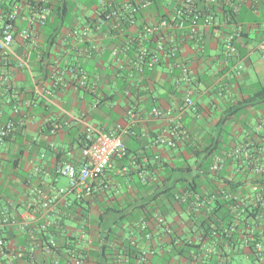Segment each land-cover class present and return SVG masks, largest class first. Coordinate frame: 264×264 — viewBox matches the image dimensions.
<instances>
[{
	"label": "crops",
	"instance_id": "1",
	"mask_svg": "<svg viewBox=\"0 0 264 264\" xmlns=\"http://www.w3.org/2000/svg\"><path fill=\"white\" fill-rule=\"evenodd\" d=\"M0 1L8 9L21 2ZM87 1L74 0V24L90 21L102 0ZM174 1L162 0L160 8L143 10L137 24L159 18L158 12L170 10ZM242 7L237 24L216 15L215 25H200L202 43L177 35V59L189 67L195 108L182 114L186 135L174 147L154 142L158 135H169V124L166 117L155 120L150 113L157 106L176 114L183 91L172 86L178 75L172 60L164 58L145 71L138 86L135 67L114 72L109 55L113 43L102 35H93L98 50L91 57L79 54L70 38L61 40V36L67 37L68 28H63L51 47L43 28L35 46L15 37L13 48L28 56L38 83H49L47 65L57 59L63 66L79 65L89 79L98 76L99 88L93 93L78 87L68 75L64 85L48 95L39 94L26 69L18 67L14 57L0 53V63L9 64L8 71H0V122L12 120L14 124L11 135L0 142V206L36 210L40 221L57 231L63 263L67 246L73 244L85 250L84 264H95L92 253L107 229L116 227L124 244L146 253L144 264H256L247 238L257 231L264 241V202H256L254 189L260 185L258 176L243 156L226 158L215 173L201 174L216 156H224L245 141L253 144L250 155L264 164V97H254L264 92V59L256 49L263 36L264 2ZM235 28L241 29L238 55L226 57L221 40ZM76 44L77 48L83 46ZM119 78L128 80L130 87L121 94ZM129 109L135 117L127 113ZM120 128H126L122 138L127 153L111 159L101 179L93 182L94 191L80 198L66 192L44 210L37 193L52 194L68 184L57 173L58 165L69 161L78 166L86 136ZM195 180L198 193L192 187ZM183 183H189L191 189H184ZM227 193L230 197H225ZM225 199L232 200L224 203ZM246 208L262 214L261 218L249 217L244 222L241 219L249 211L241 212ZM141 223L146 224L149 239L135 228ZM208 224L210 234L203 229ZM110 245L122 248L117 238ZM108 264L142 262L129 261L120 250Z\"/></svg>",
	"mask_w": 264,
	"mask_h": 264
},
{
	"label": "built area",
	"instance_id": "2",
	"mask_svg": "<svg viewBox=\"0 0 264 264\" xmlns=\"http://www.w3.org/2000/svg\"><path fill=\"white\" fill-rule=\"evenodd\" d=\"M14 3L11 9L3 10L0 1V53L12 56L16 59L18 67L26 69L33 81L35 90L39 94L48 95L53 88L66 83L68 75L72 76L75 85L86 88L93 93L98 90L99 77L95 75L89 79L87 73L77 64L61 65L57 59H53L47 65L46 86L35 79L30 68L28 56L19 55L13 48L15 37L22 44L36 45L37 36L51 12L53 0H20ZM153 0H102L93 18L84 23H73L66 31V36L61 40L67 41L79 54L91 57L97 53V45L94 40L95 34L102 35L112 41L109 55L113 62V70L121 73L128 66L135 67L138 76L134 82L140 86L145 71L153 69L162 59L173 61L178 75L172 86L182 89V98L176 107V114L170 111H162L157 106L150 110L152 118L160 120L166 117L169 124V135H158L154 142L169 147L176 145L177 139L186 135V130L181 122L182 114L189 109L195 108V87L188 65L177 59V30H184L181 36L190 38L196 43H202V26L215 25L218 18L206 13L210 4H219L224 1L232 12L237 13L242 4L254 6L261 0H175L172 8L166 15L153 21L144 22L140 25L137 20L141 12L151 5ZM202 5V6H200ZM241 29L235 28L227 32L221 40L222 52L226 57L238 55V38ZM83 46L77 48V44ZM260 58L264 59V26L263 36L256 45ZM8 64V63H5ZM241 67V64H238ZM127 113L135 117L134 111L129 109ZM13 121L0 122V142L6 140L13 131ZM126 128L119 130H107L98 132L96 135L86 136V141L81 147V161L78 166L69 161L61 162L56 171L59 175L67 178L66 187L58 188L52 194L38 192L39 204L44 210L52 207L66 192H74L80 198L90 195L94 191L93 182L100 180L113 157H123L126 147L122 138ZM264 140V135H263ZM253 144L249 141L236 145L224 156H216L210 170H219L225 159L243 156L254 174L259 177L264 173V164H259L250 155ZM256 202H264V189L261 185L254 186ZM230 197V194H224ZM245 209H242L244 211ZM261 215L258 218H261ZM36 210L24 208L18 210L12 204L0 206V264H84L85 253L82 251L69 250L65 263L60 260L61 249L56 241L54 233H46L49 224L40 221ZM162 220V219H159ZM146 224L141 223V228ZM43 230V236L40 235ZM44 237V238H42ZM144 237H151L145 231ZM253 246L256 256L263 261V247L260 241H254ZM146 254L142 252V255ZM144 256H142L143 259Z\"/></svg>",
	"mask_w": 264,
	"mask_h": 264
},
{
	"label": "trees",
	"instance_id": "3",
	"mask_svg": "<svg viewBox=\"0 0 264 264\" xmlns=\"http://www.w3.org/2000/svg\"><path fill=\"white\" fill-rule=\"evenodd\" d=\"M86 2H88L87 0H84ZM162 0H153L151 5H149V7L153 6L155 8H160L159 4L161 3ZM93 0L90 1V3H92ZM175 2V1H174ZM264 0L259 1V4H263ZM90 3H88V7L90 5ZM74 0H53L52 4H51V12L47 18L46 24L43 27V31H46L48 34V39H50V47L53 45V43H55L57 36L60 34L61 31H63V28H71L73 25V10H74ZM202 6V5H200ZM1 7L3 8V10H8V7L6 5H1ZM148 7V8H149ZM204 8H206V13L211 14V15H217L220 16L224 21H226L227 23H233V24H237L238 22H240V18L239 15L242 12L243 7L241 6L239 11L237 13L232 12V10L230 9V7L228 5H226L224 3V1L220 2L219 4H210L209 6H202ZM250 7V6H249ZM87 8V7H86ZM88 9V8H87ZM169 9L165 10V13H159L160 17L166 15L167 11ZM243 14H246V10ZM187 30H177L176 34H182L183 32H186ZM6 63V62H5ZM3 62L0 63V71H8V65L9 64H5ZM117 82L120 84L119 88L117 89L118 92L121 94L122 91L129 89V81L125 80L123 81L121 78L117 79ZM99 88V87H98ZM258 96H262L264 97V92H258L257 96H254L255 98ZM104 101V99L102 100ZM84 143L81 144V146H83ZM125 144V143H124ZM126 147V145H125ZM127 153V148H126V152ZM145 156L148 158L149 154H145ZM218 171V170H217ZM201 174L204 175H208L209 173H215L213 171L210 170V167H203L201 170ZM199 175V174H198ZM257 182H260V185L262 187V189H264V173L261 175V177H259L257 179ZM182 187L186 190H190L191 186L186 183L181 184ZM192 187L194 192L198 193V188H199V184L198 182L195 180L192 183ZM168 191V190H167ZM166 191V192H167ZM171 192V189L168 191ZM170 195L173 197L174 192L172 191L170 193ZM232 199H225L224 203H228L229 201H231ZM216 203H220V201L218 199H216ZM254 210L257 211V208H254ZM245 211H249L248 208H246L243 212ZM258 212V211H257ZM249 217L252 218V220L254 219H259L258 218V214L254 213L253 211H249V214H247L246 216H244L243 220L244 222L246 221V219H248ZM225 217L221 218L224 219ZM264 219V218H263ZM227 222H229V220H227ZM256 223V222H255ZM217 224V223H216ZM215 224V225H216ZM254 224V223H253ZM218 225V224H217ZM139 227V226H138ZM137 226H135V228L140 229V233L144 236L145 231L147 230V226H145V228H138ZM205 233L210 234V226L208 224V226L203 227ZM53 228H50V226L48 227L47 230H45L46 233H56L57 231H55ZM43 230H41L40 235L43 236ZM204 235V234H203ZM249 235V234H248ZM123 236L121 235V233L117 232V228H112L109 227L107 229V232L103 235L102 237V241L101 244L98 246V248H96L95 252L92 253L93 257H95V264H108L111 263L112 261H114V256L118 255V253L120 252V250H122V253H124V256H126L129 261H132V259H137L138 261L142 262V264H144L147 255L144 254L142 255V252H139V250H137L134 246L129 245V243H125L122 242L120 239ZM251 238L249 239V237L247 238V243H249L250 246V250L253 253V260L256 264H263L261 260H259V258L256 256V252L253 246V242L254 241H260L262 243V247H263V255H264V241L261 239L260 234L255 231L251 234L250 236ZM44 238V237H42ZM117 239H119L120 243L122 244V248H120L119 246H114L112 247L110 244L112 241H115ZM110 244H109V243ZM67 248L69 250H74V251H82L83 253H86L85 250L81 249V247H76L73 244L67 246ZM142 256L143 259H142ZM264 261V257L262 258ZM37 261L34 260V264ZM38 263V262H37Z\"/></svg>",
	"mask_w": 264,
	"mask_h": 264
},
{
	"label": "rangeland",
	"instance_id": "4",
	"mask_svg": "<svg viewBox=\"0 0 264 264\" xmlns=\"http://www.w3.org/2000/svg\"><path fill=\"white\" fill-rule=\"evenodd\" d=\"M80 21H82L83 19L82 18H79Z\"/></svg>",
	"mask_w": 264,
	"mask_h": 264
}]
</instances>
